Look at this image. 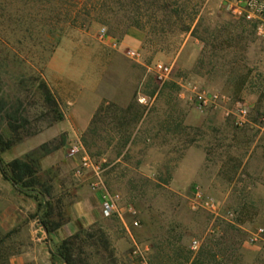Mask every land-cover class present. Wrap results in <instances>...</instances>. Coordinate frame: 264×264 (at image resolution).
Instances as JSON below:
<instances>
[{
  "label": "rangeland",
  "instance_id": "374dc122",
  "mask_svg": "<svg viewBox=\"0 0 264 264\" xmlns=\"http://www.w3.org/2000/svg\"><path fill=\"white\" fill-rule=\"evenodd\" d=\"M234 1L123 0L120 9L113 0H0V94L23 101L29 122L20 133L40 132L56 115L34 94L37 77L63 116L77 103L76 110L86 112L99 95L118 98L127 91L131 99L124 107L105 99L100 104L125 109L135 102L144 111L128 126L119 123L129 117L104 111L91 127L94 134L87 132L89 123L78 138L68 141L62 134L48 147L63 141L67 154L71 143L80 142L92 152L105 187L120 194L124 208L136 211L138 226L131 235L146 248L148 264L158 263L159 249L161 264H190L200 250L202 258L210 250L217 254L213 264H264V243L248 242L250 233L264 225V41L252 24L231 14L228 6ZM135 22L141 27L130 26ZM101 29L106 41L99 38ZM132 30L142 37L139 61L124 55L129 47L120 50L108 41L117 43ZM186 40L200 46L188 70L174 63ZM157 64L172 66L164 82L157 79ZM193 86L197 94L216 99L201 105ZM239 109L247 112L242 127L233 120ZM190 148L204 158L193 173L196 179H190L196 155L181 165ZM74 170L70 163L51 170L56 195L67 215L79 198L94 213L93 192L74 178ZM195 188L217 203L218 215L190 209ZM123 219L128 224L131 216L124 212ZM98 224L115 254L121 241L130 256L132 242L123 223L103 218ZM15 233L6 242L11 256L24 251L25 241ZM187 251L192 255L185 262Z\"/></svg>",
  "mask_w": 264,
  "mask_h": 264
},
{
  "label": "crops",
  "instance_id": "0c3cea01",
  "mask_svg": "<svg viewBox=\"0 0 264 264\" xmlns=\"http://www.w3.org/2000/svg\"><path fill=\"white\" fill-rule=\"evenodd\" d=\"M108 41L112 42L109 39ZM141 41V34L136 30H132L117 42V46L120 50L125 47L138 50ZM199 54L200 46L195 42L186 40L174 63L177 67L186 70L191 69L195 65ZM111 87L113 88V86ZM131 89H134V86H132ZM103 99L111 101L120 107H124L131 99V92L127 91L125 96H120L119 94L118 98L114 95L107 97L99 95L91 108L86 112L77 111L76 106L79 104L77 103L75 108H71L68 113L64 114L62 120L53 123L35 135L24 138L8 150L1 152L0 159L3 157L1 159L2 163L7 164L13 159L22 158L38 149L42 144H48L54 141L62 134H65L68 141L78 138L87 129L93 113ZM11 151H13L11 157L5 158V154ZM190 155L197 156L193 165L194 172L190 175L192 177L190 179H196L193 177V173L195 174L200 170L204 158L199 149L190 148L184 155L181 165L187 163V157ZM67 163H70V166L72 165L75 169L73 172L74 178L80 183H87L92 190L95 199V205L93 207L95 212L93 213L90 211V213H88L85 208L84 199L79 198L74 210H71V214L68 215V222L49 234L39 223V217L42 212L38 210V207L43 203L42 198L36 192H18L16 187L10 181L4 179L0 173V231L9 232L11 230H16L15 234L18 240L23 239V241H25L23 245L24 251L18 255L10 256V264H64L59 258L51 256L50 252L56 249L61 240L76 233L79 224L83 227H88L93 224H98L103 219L100 210V191L94 187L97 180L103 183L102 177L98 179L94 176L92 171L81 170L78 157L70 158L65 154V144L43 155L38 160L41 174L51 171L57 166L65 167ZM178 172L179 169L172 179L173 183H176L175 179ZM54 189L56 191L55 186ZM116 257L123 263L131 260L130 256L125 253L124 245L121 241H118L116 244Z\"/></svg>",
  "mask_w": 264,
  "mask_h": 264
},
{
  "label": "trees",
  "instance_id": "16d2710c",
  "mask_svg": "<svg viewBox=\"0 0 264 264\" xmlns=\"http://www.w3.org/2000/svg\"><path fill=\"white\" fill-rule=\"evenodd\" d=\"M113 1L120 9L123 7L121 3L123 0ZM102 8H105V5H102ZM164 9L166 8H157V11L163 12L165 11ZM130 26L135 28L141 27L138 22ZM187 29L184 28L182 31L186 32ZM34 83V94L38 96V99L42 100L41 103L43 105L53 108V112L56 114L48 123V126L62 120L63 114L58 110V103L46 83L38 77L34 79ZM23 106V101L18 96L12 98L8 94H0V153L8 150L24 138L39 132L36 129L31 132L26 130L24 134L20 133L29 122L27 116L24 115ZM107 110L123 114L122 119L129 117L130 121L128 123H119L121 126H128L130 123L140 121L144 114L141 106L135 102L130 103L125 109L118 108L113 103L103 102L97 108L90 121L88 133L94 134L96 132L95 130L91 131V127H93L96 118ZM3 127H5L7 132L5 131L4 133L2 131ZM129 138L130 134L126 136L125 143L128 142ZM64 144L62 141L52 148H49L48 144H42L30 154L22 158L13 159L7 164L2 163L0 159V173L4 179L10 181L18 192H36L42 198L43 203L38 207V210L42 212L39 217V223L48 234L56 231L68 222L69 216L65 213L62 197L56 195L52 178L49 175L51 171L41 174L38 160L52 150L64 146ZM84 149L94 157L90 150ZM15 232L16 230L9 232L0 231V264H10L9 258L11 253L5 252L6 242ZM201 252L202 250L197 253L190 264H213L212 262L215 261L217 254L210 250L207 252L206 257L202 258ZM50 254L59 258L64 264H119L109 237L104 228L99 224H93L85 228L79 225L76 233L61 240L56 249L50 252ZM162 255L161 249L157 250L156 259L159 261L156 264H161ZM191 255L192 253L187 251L184 261L188 262Z\"/></svg>",
  "mask_w": 264,
  "mask_h": 264
},
{
  "label": "built area",
  "instance_id": "2783aa9c",
  "mask_svg": "<svg viewBox=\"0 0 264 264\" xmlns=\"http://www.w3.org/2000/svg\"><path fill=\"white\" fill-rule=\"evenodd\" d=\"M231 14L234 17L245 20L253 25L254 33L260 40L264 41V2L259 0H235L233 5L228 6ZM99 38L101 40L107 39L104 29L99 32ZM111 47L116 48L117 43L110 42ZM124 55L133 61H139L142 58L140 50L128 49L124 52ZM157 73V79L160 82H164L171 73V65L157 64L155 66ZM191 93H195L196 99H198L201 105H207L211 98L216 99V95L212 94H197L195 87L191 88ZM247 112L244 109L237 110V113L233 116L234 124L237 127H242L246 123ZM68 157H78L80 169L83 171L90 170L96 178L101 177L102 169L94 161L90 153H88L80 142H74L70 145L67 153ZM95 188L99 189L101 196L100 210L101 215L105 219L116 218L123 223V227L129 238L131 239L130 257L134 260L135 264H148L146 258V248L141 244L136 243L131 235V230L138 226V221L135 219L136 211L128 206L124 208L122 205V198L119 193L109 191L103 183L97 180ZM188 204L191 210L203 209L214 215H218L219 208L217 203L210 197L206 196L200 189L195 188L192 190L188 199ZM124 212L131 216V220L128 224H125L123 219ZM228 218H232V213H227ZM250 244L264 243V225L255 228L248 237Z\"/></svg>",
  "mask_w": 264,
  "mask_h": 264
}]
</instances>
